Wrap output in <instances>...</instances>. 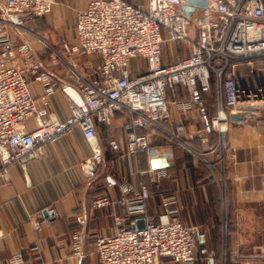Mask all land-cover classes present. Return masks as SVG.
<instances>
[{
  "label": "built area",
  "instance_id": "1",
  "mask_svg": "<svg viewBox=\"0 0 264 264\" xmlns=\"http://www.w3.org/2000/svg\"><path fill=\"white\" fill-rule=\"evenodd\" d=\"M55 0H5L0 5V160L1 174L18 161L25 169L38 148L54 143L79 127L90 143L92 155L86 162L94 167L105 161L97 123L111 124L118 111L129 115L127 147L129 153L145 151L158 155L151 144L153 133L166 132L172 142L183 145L193 155L205 157L214 171L225 164L227 132L232 122L244 123L254 109L264 108V0H90L76 16V41L58 34L59 49L51 47L57 59L69 67L70 78L59 79L45 66L26 41L13 43L7 26L21 28L27 22L48 14ZM182 43L188 50L173 60H164L165 49ZM97 53L101 63L85 75L77 57ZM146 61V68L134 73V58ZM44 85L40 101L48 106L50 96L60 90L69 104V115L61 119L54 111L26 130L25 120L40 113L39 99L30 88V80ZM215 84L213 110L209 100ZM181 86L188 92L181 99ZM169 90L174 92L179 111L187 113L195 106L197 123L178 121L173 130L163 122L171 119ZM144 129L140 134L137 129ZM216 134L212 143L211 135ZM198 140L199 146L189 143ZM115 150L120 142L107 138ZM167 158L172 152L162 154ZM150 181L160 183L169 177L168 168L150 166L140 172ZM216 176L215 171L213 172ZM228 185V182H227ZM117 201L126 207L116 214L117 230L112 235H98L95 245L100 264H161L167 257L182 264H197L198 247L208 242V231L192 227L179 215V194H164L162 204L171 213L160 220L149 210L152 193L148 183L138 185L128 179L120 182ZM228 197V186L226 189ZM114 200L109 194L94 198V207H105ZM50 213L55 212L49 207ZM140 218L143 228H133ZM79 227L72 232L73 255L87 256L86 219L78 216ZM48 222L49 219L45 218ZM203 250V249H202ZM9 264H25L22 253L9 257Z\"/></svg>",
  "mask_w": 264,
  "mask_h": 264
},
{
  "label": "crops",
  "instance_id": "2",
  "mask_svg": "<svg viewBox=\"0 0 264 264\" xmlns=\"http://www.w3.org/2000/svg\"><path fill=\"white\" fill-rule=\"evenodd\" d=\"M89 1L55 0L52 10L45 16L35 18L21 28L9 25L7 31L13 43L28 42L55 77L69 79V66L55 57L51 47L60 48V33L69 41H76L77 12L85 9ZM132 1L147 3V0ZM4 2L5 0H0V5ZM186 53L188 50L182 43L172 44L165 49L164 60H173L177 55ZM77 60L79 70L89 76L95 73L90 63L97 65L102 61L97 53L80 55ZM133 60L131 68L136 73L142 67L135 66ZM30 88L39 99L40 113L25 120L26 130L34 129L48 111H54L61 119L69 115L68 101L60 90L53 93L49 105L44 106L40 101L44 85L31 79ZM177 92L181 99L188 98L185 88L179 86ZM168 93L171 119L163 122L164 127L171 131L178 121H184L187 125L197 123L195 106L187 113H182L174 92L169 90ZM128 120V112L123 110L116 113L111 124L97 123L105 159L98 167L86 162L92 155V148L79 127H75L57 142L41 145L38 155L28 161L25 169L18 161L11 162L7 166L6 178L1 174L3 166L0 160V264H9V257L18 252L22 253L25 264H100L95 238L98 235L114 234L117 230L115 215L127 214L126 207L115 202L122 194L120 182L128 179L138 185L143 177L148 176L140 172L153 166L154 158H165L167 168L175 164L173 142L163 131L153 133L150 138L151 144L156 145L158 155L151 156L145 151L129 153ZM137 132L146 133L141 128ZM111 136L118 138V150L108 144L107 138ZM226 139L228 148L225 153V171L233 226L228 264H264V108L254 109L252 117L244 123L232 122ZM195 141L199 143L198 140ZM169 151L172 152L171 157L162 156ZM144 152L147 159L141 166L140 158ZM168 171L171 177L170 170ZM185 174L188 175L187 170L180 171L176 185L169 187L165 194L175 191L179 194L182 207L178 211L186 223L211 231L215 222L207 184H195ZM169 177L164 180L167 181ZM100 189H104L112 197V204L105 207L93 206V200ZM163 195L164 192L160 193V200L157 193L153 194L149 201V210L160 220L171 216L162 204ZM49 207H54L55 212L50 213ZM46 210L49 216L45 214ZM79 215H84L86 219L87 256L82 259L73 255L71 237L73 230L80 225ZM45 218L49 221H44ZM133 219L134 217L130 218L131 224ZM210 240L207 255L202 254L206 247L197 251V264H218V246L215 238L211 236ZM161 264L182 263L163 257ZM219 264H226V251Z\"/></svg>",
  "mask_w": 264,
  "mask_h": 264
},
{
  "label": "trees",
  "instance_id": "3",
  "mask_svg": "<svg viewBox=\"0 0 264 264\" xmlns=\"http://www.w3.org/2000/svg\"><path fill=\"white\" fill-rule=\"evenodd\" d=\"M215 84L213 82V90L211 92V98L208 102L209 107H211V110H213V104L215 101ZM216 134L211 135L212 143H215L216 141ZM191 144L194 146H199V143H197L195 140H191ZM174 150H175V164L173 166H169L168 169L170 170L171 177L167 181L163 180L162 183L153 182L150 181L148 176L143 177V181L148 183L149 189L153 194L158 195L161 200L160 193L164 192L167 193L169 190V187H174L176 185V180L180 176V171L184 170L185 167L188 166L192 167L191 169L195 172L197 169V166L200 168L201 173L195 172L193 173L194 180L193 182L195 184H207V191L209 193V203L210 207L212 208V211L214 213L213 219L215 222V226L213 227V238H215L216 244L218 246V252L216 254V262L219 264L222 261V245H221V239H222V214H221V205H220V195L218 192V189L216 185L209 179V173L208 170L203 167V164H197L195 165L191 153H189L186 149L181 147L177 142H173ZM146 155L145 152L142 153V156L140 158L141 166L143 162L145 161ZM147 159V158H146ZM109 171V170H108ZM112 169H110V172ZM111 176L114 178L112 172L110 173ZM105 190L100 189L97 192V196L104 194ZM231 216H232V206L229 205V211H228V224H227V249H226V264H228V257L230 254V244H231V232L233 230V226L231 223ZM209 240V238H208ZM210 241H208L206 244L201 245L198 247H206L205 253H202L203 255H207V246H209Z\"/></svg>",
  "mask_w": 264,
  "mask_h": 264
},
{
  "label": "rangeland",
  "instance_id": "4",
  "mask_svg": "<svg viewBox=\"0 0 264 264\" xmlns=\"http://www.w3.org/2000/svg\"><path fill=\"white\" fill-rule=\"evenodd\" d=\"M169 59V57L167 58ZM169 60H172L169 59ZM134 62V65L137 66V67H142V69H145V65H146V61L144 59H141L139 57L137 58H134L133 60ZM191 153V152H189ZM192 155V158H193V161L195 163V165L197 166V164H203V167L205 169L208 170V173H209V176H210V180L216 185L217 189H218V192H219V195H220V205H221V214H222V239H221V247H222V252H223V255L222 256H225V251L227 249V220H228V205H229V200L227 198V195H226V202H225V195L224 193H226V189H227V182H228V179L226 178V171H225V164L224 163H218L217 164V167H215L214 171L216 173V176L214 175V171L208 166L207 162H206V158L205 157H209L212 159H215L217 157H215L214 155ZM192 167L188 166L187 168L185 167L184 170H187L188 171V175L192 178L190 179V181L194 180V176H193V173L195 172H198V173H201V170L200 168L197 166V169L196 171L194 172L192 169ZM185 174V177L187 178V176ZM162 183V181L160 182ZM210 234V235H209ZM213 236V230H209L208 231V238L209 240L208 241H211L210 240V237Z\"/></svg>",
  "mask_w": 264,
  "mask_h": 264
},
{
  "label": "water",
  "instance_id": "5",
  "mask_svg": "<svg viewBox=\"0 0 264 264\" xmlns=\"http://www.w3.org/2000/svg\"><path fill=\"white\" fill-rule=\"evenodd\" d=\"M153 167H163L167 166V160L165 158H154L152 160ZM47 216H49L48 211H44ZM145 226V219L142 217L138 220L137 224H133V228H143Z\"/></svg>",
  "mask_w": 264,
  "mask_h": 264
}]
</instances>
